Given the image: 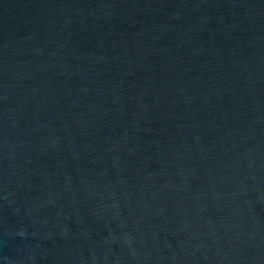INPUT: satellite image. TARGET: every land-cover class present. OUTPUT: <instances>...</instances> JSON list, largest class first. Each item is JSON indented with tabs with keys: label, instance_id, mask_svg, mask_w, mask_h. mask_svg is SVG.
<instances>
[{
	"label": "water",
	"instance_id": "95a60500",
	"mask_svg": "<svg viewBox=\"0 0 264 264\" xmlns=\"http://www.w3.org/2000/svg\"><path fill=\"white\" fill-rule=\"evenodd\" d=\"M0 264H264V0H0Z\"/></svg>",
	"mask_w": 264,
	"mask_h": 264
}]
</instances>
